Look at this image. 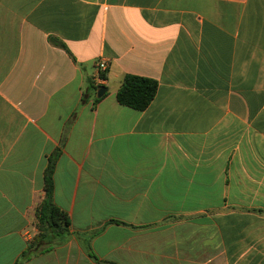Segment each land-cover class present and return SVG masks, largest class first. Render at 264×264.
<instances>
[{
	"label": "crops",
	"instance_id": "0c3cea01",
	"mask_svg": "<svg viewBox=\"0 0 264 264\" xmlns=\"http://www.w3.org/2000/svg\"><path fill=\"white\" fill-rule=\"evenodd\" d=\"M0 264H264V0H0Z\"/></svg>",
	"mask_w": 264,
	"mask_h": 264
},
{
	"label": "trees",
	"instance_id": "16d2710c",
	"mask_svg": "<svg viewBox=\"0 0 264 264\" xmlns=\"http://www.w3.org/2000/svg\"><path fill=\"white\" fill-rule=\"evenodd\" d=\"M57 44L64 48L63 44ZM158 87V83L152 79L127 75L117 93V101L120 105L133 110L145 111L155 99ZM54 169L55 160H51L45 173V200L36 211L39 235L35 239V243L43 240L48 232L56 234L67 232L71 225L68 215L53 202ZM93 258L96 259L94 256Z\"/></svg>",
	"mask_w": 264,
	"mask_h": 264
},
{
	"label": "built area",
	"instance_id": "2783aa9c",
	"mask_svg": "<svg viewBox=\"0 0 264 264\" xmlns=\"http://www.w3.org/2000/svg\"><path fill=\"white\" fill-rule=\"evenodd\" d=\"M105 68H106V65L105 64H100L99 65V73H101V72H103L104 70H105ZM97 80H98V82H100L101 81V77H97Z\"/></svg>",
	"mask_w": 264,
	"mask_h": 264
},
{
	"label": "water",
	"instance_id": "95a60500",
	"mask_svg": "<svg viewBox=\"0 0 264 264\" xmlns=\"http://www.w3.org/2000/svg\"><path fill=\"white\" fill-rule=\"evenodd\" d=\"M105 93H106V89L103 88V87H101V88L99 89V92H98V98L103 97V96L105 95Z\"/></svg>",
	"mask_w": 264,
	"mask_h": 264
}]
</instances>
